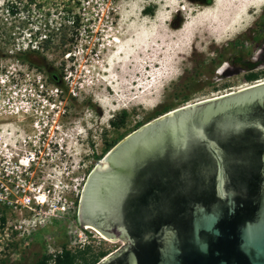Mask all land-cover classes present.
<instances>
[{
    "label": "rangeland",
    "instance_id": "374dc122",
    "mask_svg": "<svg viewBox=\"0 0 264 264\" xmlns=\"http://www.w3.org/2000/svg\"><path fill=\"white\" fill-rule=\"evenodd\" d=\"M229 3L235 0H0V264H34L43 255L50 263L62 246L107 254L121 245L77 222L81 189L108 144L145 123L156 105L172 109L264 79L263 63L243 68L261 50L264 0H239L242 20L223 28L218 14ZM207 25L223 31L210 35ZM24 51L61 74L62 87L23 60ZM28 151L33 159L21 166Z\"/></svg>",
    "mask_w": 264,
    "mask_h": 264
},
{
    "label": "water",
    "instance_id": "95a60500",
    "mask_svg": "<svg viewBox=\"0 0 264 264\" xmlns=\"http://www.w3.org/2000/svg\"><path fill=\"white\" fill-rule=\"evenodd\" d=\"M76 214L122 241L95 264H264V81L129 132L89 172Z\"/></svg>",
    "mask_w": 264,
    "mask_h": 264
},
{
    "label": "trees",
    "instance_id": "16d2710c",
    "mask_svg": "<svg viewBox=\"0 0 264 264\" xmlns=\"http://www.w3.org/2000/svg\"><path fill=\"white\" fill-rule=\"evenodd\" d=\"M199 2H203L204 4H208L210 2V0H199ZM144 10L146 13L151 12V10L149 8H145ZM76 21H77L76 15L72 16L70 23L72 25H74V24H76ZM258 26L261 27L262 30L261 29L256 30V34L259 35L260 33H262L261 34V42H262V45L264 47V24L260 23ZM48 40H49V36L43 37V41H48ZM239 42L241 43V41H239ZM31 52L36 53V51H34V50H31ZM22 54H23V60H25L29 64H32L33 66H35L37 68H40L43 66L44 70H45L46 78L56 88L60 89L62 87L61 74L56 73L55 69H53L50 66L46 67L45 63H42L41 61L35 60V58L34 59L30 58V56H28V54H29L28 51H26V52L24 51ZM40 59L42 60V57H40ZM239 60H240V58L237 56L236 61H239ZM257 64H258V62L250 63L249 61L248 62L243 61V66H246V70L252 69ZM262 74H264V70L262 71ZM256 75H257L256 73H249L248 75H246V78L248 80H253V79L257 78ZM168 110H170V108H168V106L165 104L164 105H156V107L153 109L150 117L145 121H148V120L152 119L153 117L160 115V114H162ZM110 123L113 126L116 125V123H114L112 120L110 121ZM139 125L140 124H138L137 126H139ZM115 142L116 141L112 140L108 144V148L112 147L115 144ZM105 254H106V252H103V251H97L94 254L89 253V247L88 246H85L81 250H76L75 252H71L62 246L57 253H54L52 255V260L50 263L47 262V258H49V257L43 255L34 264H94L99 258L103 257ZM76 260H78V262H76Z\"/></svg>",
    "mask_w": 264,
    "mask_h": 264
},
{
    "label": "bare ground",
    "instance_id": "6f19581e",
    "mask_svg": "<svg viewBox=\"0 0 264 264\" xmlns=\"http://www.w3.org/2000/svg\"><path fill=\"white\" fill-rule=\"evenodd\" d=\"M230 2V1H229ZM238 2H239V0H238ZM236 0H235V3L237 4L238 3ZM257 2H258V0H257ZM232 3V2H231ZM234 3V4H235ZM234 4H230L229 3V5L227 6V4H226V7L225 8H219V9H221V14L219 13L218 15H222L223 17H222V20L223 21H221V23H219V24H221V26H222V23H223V28H227V27H232L233 26V24H235L237 21H239L241 18H242V13H243V11H241V9H243L242 8V6H244L243 4H242V6H240V10L239 9H237V8H235L236 7V5H234ZM223 5H225V3L223 4ZM238 5H240L239 3H238ZM220 6H222V5H220ZM235 6V7H234ZM250 6V5H249ZM219 7V6H218ZM245 7H246V5H245ZM218 9V10H219ZM248 9V8H247ZM218 10H216V11H218ZM244 10H245V8H244ZM211 11V10H210ZM220 11V10H219ZM209 12V11H208ZM211 12H213V11H211ZM214 13H215V9H214ZM214 13H212V15L214 14ZM205 14V13H204ZM211 14V13H210ZM209 14V15H210ZM203 15V14H202ZM211 15V16H212ZM217 15V14H216ZM216 15H215V18H216ZM218 15H217V17H218ZM199 16V15H198ZM201 16V15H200ZM205 16V15H204ZM204 16H203V18H202V20H204ZM206 16H207V13H206ZM208 17V16H207ZM206 18V17H205ZM208 18H210V16L208 17ZM207 18V19H208ZM220 18H221V16H220ZM219 18V19H220ZM200 19V18H199ZM214 19V18H213ZM202 20H201V22H202ZM242 20V19H241ZM211 21H213V20H211ZM215 21H216V19H215ZM219 21V20H218ZM209 22V21H208ZM202 24V23H201ZM208 24V23H207ZM213 24H215V22L213 21L212 22V25ZM217 22H216V26H217ZM191 25V24H190ZM209 26H210V24H209ZM191 27V26H190ZM207 27V30L209 31V32H211L210 33V35L212 34L213 35V33L215 34L216 32H218L219 30H221V29H223V28H219L218 29V31H216V27H214V28H212V26L211 27H208V25L206 26ZM185 29V28H184ZM226 30V29H225ZM224 30V31H225ZM221 31H223V30H221ZM220 31V32H221ZM181 32V31H180ZM204 32V31H203ZM219 32V33H220ZM157 33V32H156ZM202 33V32H201ZM224 33V32H223ZM207 34V33H206ZM189 35V34H188ZM219 36V35H218ZM217 37V36H216ZM220 37H222V36H220ZM183 40V39H182ZM188 41V40H187ZM183 42V41H182ZM189 42V41H188ZM185 45V44H184ZM187 47V46H186ZM177 48L179 49V47L177 46ZM181 49V48H180ZM184 49V48H183ZM182 51V50H181ZM180 52V51H179ZM176 57V56H175ZM174 59V58H173ZM261 81H264V79H262V80H256L255 82H252V83H250V84H244V85H240L239 87H237V88H234L233 90L232 89H230V90H227V91H224V92H221V93H217V94H215V95H211V96H208V97H205V98H202V99H199V100H203V99H207V98H210V97H213V96H217V95H221V94H223V93H227V92H230V91H234V90H237V89H241V88H243V87H247V86H250V85H252V84H254V83H258V82H261ZM158 88V86L157 85H150V87L148 88V90H149V92H151V94H152V91L154 92L155 90V88ZM159 89V88H158ZM157 91V90H156ZM155 91V92H156ZM87 229H90V228H87ZM101 237H103L104 239H106V240H108L107 238H105L104 236H102L101 235Z\"/></svg>",
    "mask_w": 264,
    "mask_h": 264
},
{
    "label": "built area",
    "instance_id": "2783aa9c",
    "mask_svg": "<svg viewBox=\"0 0 264 264\" xmlns=\"http://www.w3.org/2000/svg\"><path fill=\"white\" fill-rule=\"evenodd\" d=\"M0 82L2 83L3 82V80L0 78ZM38 152H40L39 150H38ZM33 154H34V151H28L27 152V155L26 156H24V157H22L21 156V158H19L18 159V162H19V164L21 165V166H25V167H28L29 165H28V162H29V160H32L33 159ZM19 177V176H18ZM21 181L23 182V184L25 183V179H21ZM30 185L32 186V183H30ZM33 187V186H32ZM3 188V190H6V186H4V187H2ZM27 187H22V190L24 191L25 189H26ZM48 192H49V190H46L45 191V193L43 194V195H41V196H36L35 198L33 197V199H34V201H35V203L36 204H42V203H44L46 200V197H47V194H48ZM29 201V198L27 197V199H26V202H28ZM47 201L50 203V205H52V207H53V209L54 210H56V211H60V210H63L64 209V207H65V205L64 204H61V205H59V206H57L56 205V201H53V199H49V198H47ZM52 207H50V208H52ZM50 210V209H49Z\"/></svg>",
    "mask_w": 264,
    "mask_h": 264
},
{
    "label": "flooded vegetation",
    "instance_id": "af4514ba",
    "mask_svg": "<svg viewBox=\"0 0 264 264\" xmlns=\"http://www.w3.org/2000/svg\"><path fill=\"white\" fill-rule=\"evenodd\" d=\"M261 45H262V44H261ZM249 62H250V63L258 62V64H260V63H264V47H263V45L261 46V50H260V52H258V53L256 54L255 60H254V61H249ZM235 68H238V69H239V67H235ZM243 68L246 69V66H243Z\"/></svg>",
    "mask_w": 264,
    "mask_h": 264
}]
</instances>
